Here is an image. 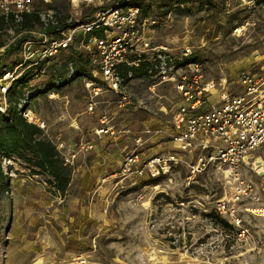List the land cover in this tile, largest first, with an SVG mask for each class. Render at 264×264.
Wrapping results in <instances>:
<instances>
[{"label":"rangeland","instance_id":"374dc122","mask_svg":"<svg viewBox=\"0 0 264 264\" xmlns=\"http://www.w3.org/2000/svg\"><path fill=\"white\" fill-rule=\"evenodd\" d=\"M137 5L142 6L145 17L157 21L149 33L152 45H167L177 56L185 47L189 48L193 56L200 57L205 80L214 82V93L242 92L239 74L258 73L264 66V0H217L215 4L147 0ZM51 6L61 21L74 22L89 17L93 9L88 4L73 8L66 0H53ZM13 32V29L4 31L3 38L10 40ZM73 49L83 54L78 43L63 50L44 66V74L35 73L24 90L31 101L29 109L45 123V135L54 143L63 142V137L52 136L57 129L52 132L49 124L55 128L60 114L68 110L70 113L72 108L74 113L86 112L90 117L87 123L94 127L91 137H102L97 130L109 122L116 132L110 136L116 140L122 135L117 129L124 130L120 125L123 109L128 107L125 113L137 119L139 112L142 116L156 114L170 120L183 101L172 82L145 76H133L125 83L129 98L125 108L118 107L120 96L104 87L95 99L93 112H88L90 94L85 87L88 77H79L50 99L42 92V85L48 81L47 71L50 66L62 70L61 63L69 59ZM133 59L135 56H128V61ZM22 60V49L12 55L0 52V70H12ZM88 67L93 80L104 86L97 69L90 64ZM64 95H73V101H60ZM104 115L105 125L101 123ZM212 148L198 146L190 152L176 153L188 163H194ZM64 149L65 144L60 152ZM69 154L66 157L72 163L76 156L72 159ZM20 169L23 173L7 179L8 193L0 192V264H35L36 261L40 264H264V217L257 215L259 208L264 207V182H255L260 190L259 202L239 205L238 215L249 228V234L237 238L227 216L220 215L233 231L221 226L219 219L208 216L216 211L219 200L229 197L233 186L229 172L219 165H210L191 181H188V165L181 162L156 178L121 177L118 169L102 184L106 193L101 197V210L96 206L92 210L96 221H82L79 233L72 232L71 224L79 225L70 216L76 214L81 204L72 206L70 198L54 194L45 175L33 177L27 168ZM247 206L256 211L246 212ZM69 210H72L70 214Z\"/></svg>","mask_w":264,"mask_h":264},{"label":"built area","instance_id":"2783aa9c","mask_svg":"<svg viewBox=\"0 0 264 264\" xmlns=\"http://www.w3.org/2000/svg\"><path fill=\"white\" fill-rule=\"evenodd\" d=\"M66 1L73 8H78L81 4L93 5L94 11L84 20H66L67 25L61 27L58 25L56 10L48 7L53 0H0V18L5 21L13 17L15 22H19L23 14L37 9L43 25L55 27L52 33L29 31L33 37H28L22 45L23 60L14 69L5 70L0 75V114L8 112L11 105L7 97L8 90L21 75L37 65L47 64L76 43L87 53L89 64L97 69L104 84L102 86L96 81H86L85 87L90 94L87 111L93 112L97 104L95 99L103 92L104 87L119 95L118 107H124L129 101L124 85L133 77V72L130 70L123 77L118 67L123 63L137 66L146 57L145 60L150 64L145 76L150 80L172 82L183 98L172 115L171 141L176 151L186 153L198 146L206 148L210 145L213 148L208 154L198 156L194 163H188L176 151L144 160L138 152L133 151L123 157L118 176L148 175L156 178L169 171L173 164L181 162L188 165V181H191L197 173L205 171L210 165H219L223 171L229 172L228 177H231L233 186L229 197L217 202L216 211L222 217L230 219V224L237 231V238L247 236L249 228L243 225L238 215L239 205L245 202L253 204L261 198L257 184L245 177L244 169L264 182V66L258 73L242 71L239 74V83L243 87L241 93L217 91L216 101L211 102L215 84L212 80H205L203 64L195 59L189 48L185 47L177 56L167 45H152L149 33L151 27L157 25V21L145 17L142 6L137 5V2L147 0ZM194 1L212 3L217 0ZM4 48H0L1 53ZM128 56H135V60L128 61ZM74 78L75 74L70 69L67 79ZM53 85L59 86L60 82L56 81ZM42 90L50 99L57 97L56 88L50 84H46ZM29 104L31 101L25 96L17 104V112L45 134V123L29 109ZM106 119L107 116L104 115L101 123L105 125ZM108 124L109 122L97 130V134H115L114 127ZM124 131L117 130L119 133ZM135 143H142L140 136L135 139ZM55 144L58 151L64 147L61 141ZM85 148L90 146L86 145ZM61 154L64 163L71 164L70 159ZM70 156L73 159L76 154ZM21 166L20 160L13 156L2 157L1 169L9 179L23 173ZM245 211L254 213L256 209L247 206ZM259 213L257 215L264 217V207L259 208Z\"/></svg>","mask_w":264,"mask_h":264},{"label":"crops","instance_id":"0c3cea01","mask_svg":"<svg viewBox=\"0 0 264 264\" xmlns=\"http://www.w3.org/2000/svg\"><path fill=\"white\" fill-rule=\"evenodd\" d=\"M40 74H44V71L40 72ZM97 76L98 74L95 77L97 78ZM77 79L78 78L65 80L62 83V86L57 88L56 91H62L63 87L73 85ZM86 81L96 80L89 79ZM239 93L241 92H234L231 94ZM216 97V93L213 92L211 102L216 101ZM63 99H68L69 102L70 100L73 101V95H69V97L64 95L61 97L60 101ZM61 103L62 102H60V104ZM123 110L121 114L123 120L122 122L119 120L121 123L119 124L125 131L122 135H118L119 137L115 138L116 140L112 139L110 134L103 135L102 137H91V130H93L94 127H89L87 123L89 121L88 118L90 117L85 115L86 112L74 113L73 108L70 110V113L68 110L66 113L60 114V117H58L59 122H57V126L55 128H52L51 124H49V129H51L52 132H55L54 129H57V133H54L52 136H55L57 139L58 137H63L61 140L64 142L66 148L64 149L63 154H76V157L72 161L71 165H69L73 168L72 176L66 192L63 195L64 198H70L68 201L72 204V206L76 203H79V206L81 204L78 211L74 209V211H77L76 214L70 216L73 221L75 218V221H77L75 224H77V226L79 225L76 227V225L73 226L71 224L72 232L78 231L80 233V229L83 224L82 221H96V217L93 216L92 210L95 209V206L98 211L101 210V204L103 202L101 197L106 193V186H103L102 184L107 182V179L113 176L116 170L119 169L120 171L123 157L127 153L133 151L138 152L140 158L144 160L154 155L166 156L167 154L176 151L175 146L171 141V137L173 135L172 118L170 120H166L156 114L142 116V114L138 112L137 114L140 118L137 119V116L133 118L131 114L127 112L125 113V111L128 110V107ZM115 115L120 116V114ZM110 120L112 119L110 118ZM74 121L77 123L76 125H73ZM138 136L142 139V143L140 145L135 143V139ZM107 143H109V146H106ZM86 145H89L90 148H85ZM244 175L247 179L253 180L254 182H263L260 177L256 176L254 179L251 172L247 169H244ZM71 211L72 210H69L68 214H70ZM100 215L103 214L100 212Z\"/></svg>","mask_w":264,"mask_h":264},{"label":"trees","instance_id":"16d2710c","mask_svg":"<svg viewBox=\"0 0 264 264\" xmlns=\"http://www.w3.org/2000/svg\"><path fill=\"white\" fill-rule=\"evenodd\" d=\"M177 4H188L192 0H174ZM194 1V0H193ZM199 4L210 2L194 1ZM212 2L211 4H215ZM52 9L54 7L48 6ZM94 9H92L91 14ZM58 25L65 27L66 21L58 20ZM7 28V29H6ZM14 30L12 38L6 41L3 38V32ZM31 30L46 31V33H52L55 31V27L50 25L45 27L41 21L39 10H35L31 13H25L22 15L21 21L15 22L13 17H9L8 20L0 18V48L5 47L2 55H12L14 53H20L22 45L29 37ZM75 48V47H74ZM82 49V48H80ZM83 50V49H82ZM81 50V51H82ZM83 54L73 49L69 59H66L61 63L62 70L53 68L50 66L47 71L48 81L44 82L42 89L46 84L52 85L56 89L62 86V83L67 80L69 73V67H72L75 74V78L88 77L87 79H93L91 70L89 69V58L87 53L83 50ZM196 60H199L198 55H194ZM71 63V64H70ZM79 64V66H77ZM149 61H145V58L141 59L137 66H130L127 63H123L118 67L120 75L127 76L128 71L133 72L134 77H140L146 75V68L149 65ZM1 65V63H0ZM46 64H40L31 70L21 75L16 82L9 88L7 97L10 102V108L7 113L0 114V192L8 191L7 177L3 174L1 169V161L3 156H13L20 160L21 165L27 168L33 177L43 174L46 176V183L51 187L54 194L63 196L70 183L72 170L71 166L64 163V158L60 151L57 150L56 144L48 138L44 132L36 125L29 123L21 116L16 106L25 98V88L28 82L33 78L35 73L39 74L44 71ZM2 66L0 67V69ZM6 69L7 68H3ZM5 70H0V75ZM61 71V72H60ZM59 81V86L53 84ZM42 92H44L42 90ZM7 187V188H6ZM209 217L219 219L221 226L233 231L232 226L223 220L221 216L215 211L208 214Z\"/></svg>","mask_w":264,"mask_h":264},{"label":"bare ground","instance_id":"6f19581e","mask_svg":"<svg viewBox=\"0 0 264 264\" xmlns=\"http://www.w3.org/2000/svg\"><path fill=\"white\" fill-rule=\"evenodd\" d=\"M238 31H239V29H238ZM35 264H40V261H36V263Z\"/></svg>","mask_w":264,"mask_h":264}]
</instances>
